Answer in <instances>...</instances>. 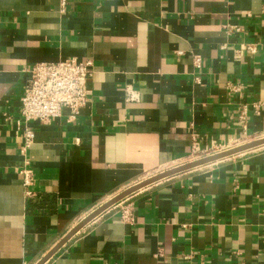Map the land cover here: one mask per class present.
I'll return each instance as SVG.
<instances>
[{
  "label": "crops",
  "instance_id": "obj_1",
  "mask_svg": "<svg viewBox=\"0 0 264 264\" xmlns=\"http://www.w3.org/2000/svg\"><path fill=\"white\" fill-rule=\"evenodd\" d=\"M69 57L92 61L87 101L73 121L29 122L25 148L23 70ZM191 131L264 137V0H0V264H36L123 190L190 162ZM43 264H264V145L137 190Z\"/></svg>",
  "mask_w": 264,
  "mask_h": 264
},
{
  "label": "built area",
  "instance_id": "obj_2",
  "mask_svg": "<svg viewBox=\"0 0 264 264\" xmlns=\"http://www.w3.org/2000/svg\"><path fill=\"white\" fill-rule=\"evenodd\" d=\"M64 6V2H62ZM235 31H240L237 26L231 27ZM246 49L250 54L257 51L255 44H241L238 52ZM201 57L196 54L193 56V64L196 68L201 67ZM92 61L90 59L79 60L75 57L59 59L51 62H34L24 68L25 85L20 97L19 122L23 123L24 147L30 146L34 132L27 124L31 121H37L42 125H49L51 120L60 116L61 110H69L68 121H73L79 115L81 108L87 101V80L91 75ZM231 89L238 90L235 86ZM133 98L128 93V99ZM255 111L258 110V104L252 105ZM247 108L242 107L238 119L242 125V130L246 131ZM18 122V123H19ZM239 143L235 140L231 144H220L214 140L204 143L199 134L191 131L190 160H197L219 152H223ZM22 177V184L25 187L27 195H30V186L34 183L33 172L29 167L19 169ZM122 199L120 203L126 199ZM120 218L123 222L133 221V208L127 203L121 208Z\"/></svg>",
  "mask_w": 264,
  "mask_h": 264
},
{
  "label": "water",
  "instance_id": "obj_3",
  "mask_svg": "<svg viewBox=\"0 0 264 264\" xmlns=\"http://www.w3.org/2000/svg\"><path fill=\"white\" fill-rule=\"evenodd\" d=\"M264 145V137L263 138H259V139H255L253 141H249L243 144H240L238 146H235L233 148H230L228 150H225L223 152H219L210 156H206L197 160H193L187 163H184L182 165L176 166L174 168L165 170L159 174H155L125 190H123L122 192H120L119 194H117L116 196H114L113 198H111L110 200H108L107 202H105L104 204H102L101 206H99L98 208H96L93 212H91L88 216H86L82 221H80L76 226H74L71 230H69L64 236L63 238L55 245L53 246L46 254L45 256H43L36 264H43L47 259H49V257H51L70 237H72L79 229H81L85 224H87L89 221H91L92 219H94L95 217H97L99 214H101L103 211H105L106 209H108L109 207L115 205L116 203H118L119 201H121L122 199H124L125 197H127L128 195L136 192L137 190L150 185L154 182H157L161 179H164L166 177H170L173 176L175 174L181 173V172H185L188 170H192L194 168L200 167L202 165H206L209 163H213L216 162L218 160L230 157L232 155L253 149V148H257L259 146H263Z\"/></svg>",
  "mask_w": 264,
  "mask_h": 264
},
{
  "label": "rangeland",
  "instance_id": "obj_4",
  "mask_svg": "<svg viewBox=\"0 0 264 264\" xmlns=\"http://www.w3.org/2000/svg\"><path fill=\"white\" fill-rule=\"evenodd\" d=\"M254 139H251V140H248V141H245V142H241L240 144H243V143H246V142H249V141H253ZM239 144V145H240ZM235 146V145H234Z\"/></svg>",
  "mask_w": 264,
  "mask_h": 264
}]
</instances>
